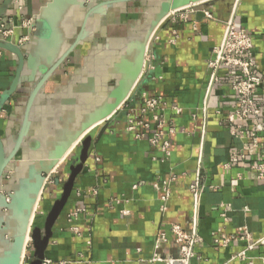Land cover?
<instances>
[{
    "label": "crops",
    "instance_id": "0c3cea01",
    "mask_svg": "<svg viewBox=\"0 0 264 264\" xmlns=\"http://www.w3.org/2000/svg\"><path fill=\"white\" fill-rule=\"evenodd\" d=\"M84 1L0 0V20L10 19L13 28L10 41L35 61L34 70L24 69L17 92L3 100L1 94L14 77L16 61L0 50V137L7 147L17 136L28 92L46 70L47 59L54 62L79 32L87 8ZM86 1L93 6L105 0ZM182 1L115 3L105 15L94 14L87 22L85 38L39 92L31 128L0 182V190L29 196L39 172L52 168L55 158L64 155L44 186L30 228L42 226L78 156L80 141L91 137L88 159L53 226L44 260L52 264H181L168 261L178 256L170 229L191 226L189 187L195 182L200 156L197 234L201 241L189 264H247L231 259L246 248L239 236L244 231L253 240L264 236V180L252 169L264 163V146L259 134L247 139L232 135L236 124L228 122L237 108L231 90L235 71L223 69V78L205 99L207 63L231 14L236 27L251 37L258 74L264 79V0H214L195 7L186 21L175 16L166 19L149 40V70L136 83L128 103L130 115L148 128L127 130L124 112L99 122L114 101L111 93L129 88L130 73L159 20L160 4ZM32 18L35 26L28 42L27 21ZM142 95L161 97L165 104L158 113L164 121L168 154L162 151V142H149L157 125L151 113H140ZM257 98L264 108V91H258ZM173 107L180 113H174ZM252 126L242 124L245 130ZM137 134L143 137L138 139ZM165 191L169 195L163 201ZM221 206L226 209L225 219ZM3 207L0 198V251L20 238L27 224L23 212L5 214ZM161 234L165 241L157 245ZM217 234L235 240L227 246L216 244ZM25 256H31V247ZM155 256L164 261L152 262ZM247 256L260 264L264 240Z\"/></svg>",
    "mask_w": 264,
    "mask_h": 264
},
{
    "label": "built area",
    "instance_id": "2783aa9c",
    "mask_svg": "<svg viewBox=\"0 0 264 264\" xmlns=\"http://www.w3.org/2000/svg\"><path fill=\"white\" fill-rule=\"evenodd\" d=\"M190 6L178 11L171 12L166 19L170 17H177L179 20L186 21L188 13H194V8L197 7ZM205 16L209 17L208 13L203 12ZM165 19V20H166ZM164 20V21H165ZM163 21V22H164ZM162 22V23H163ZM30 24V20L27 21V27ZM13 35V28L10 26V19L0 20V39L10 40ZM154 37V34L152 35ZM25 38L19 40V44L23 43ZM172 42V40H171ZM151 60L150 52L148 51V46L144 57V67L143 73L149 70V62ZM207 69L209 71V79L206 88L205 99L208 98L211 88L223 78L221 71L223 69H232L235 71V81L231 85V90L233 95L237 99V108L228 116V122L230 124H236V129L231 131V134L240 138L247 139V137H252L255 134H259L262 144L264 146V108L257 98L258 91H264V79L258 74V67L255 63L254 53H253V42L251 37L242 29H238L235 25L234 15L231 16L224 22V28L221 40L212 51V57L207 63ZM138 79V80H139ZM131 95V94H130ZM142 108L140 113L142 115L146 113H151L153 120L156 122V132L149 139L152 145L161 143V149L165 154H168L169 144L167 141L163 140L165 137L164 121L159 115L158 111H163L165 104L161 97H146L142 95ZM130 96L121 104L118 108L116 114L119 112H124L127 116V130L135 131L139 127L148 128V124L142 120L136 119L133 113L130 115L129 103ZM171 110L179 114L180 109L173 107ZM253 123L252 128L245 130L242 127L244 123ZM170 132V131H169ZM143 135L137 134L136 138L141 139ZM201 156L197 160V167L195 169V182L189 187L193 199V214L191 217V226L189 229H183L178 225H173L170 229V233L173 237V241L178 249V256L173 259H168V261H176L181 264H189L190 260L194 257V248L200 243V238L197 234V212L199 206V195H200V178H201ZM227 167V165H226ZM252 169L257 172L258 179L264 180V163L257 164L252 167ZM50 175L46 176L45 184L48 182ZM44 184V186H45ZM168 192L165 191L162 197L163 201L168 199ZM221 217L225 219L226 209L221 206ZM240 240L246 242V248L237 254H235L231 259L246 261L247 264H255L248 256L247 253L252 251L257 245H259L263 240L264 236L260 239L253 240L249 233L244 231ZM30 239L28 238V241ZM235 240L233 237H226L222 234H217L214 238V243H221L223 246H227L231 241ZM165 241V236L163 234L159 235L157 239V245ZM31 246V241H30ZM29 246V247H30ZM25 252V251H24ZM31 259V256L26 258L25 253L22 258L21 264H27ZM164 261L158 256L152 259V262ZM42 264H52L49 260H43ZM62 264V263H58ZM260 264H264V259H261Z\"/></svg>",
    "mask_w": 264,
    "mask_h": 264
},
{
    "label": "water",
    "instance_id": "95a60500",
    "mask_svg": "<svg viewBox=\"0 0 264 264\" xmlns=\"http://www.w3.org/2000/svg\"><path fill=\"white\" fill-rule=\"evenodd\" d=\"M130 1L136 0H105L93 6L90 5L88 1H84L87 5L86 12L81 22L79 32L75 36L73 42L67 46V48L60 54V56L54 62H51V60L47 59L48 66L46 70L39 75V77L36 79L35 83L31 86L28 92V96L24 104L20 126L14 142L11 144L10 147H7L0 137V182L3 179L4 173L10 166V163L14 160L17 152L23 145L24 140L27 137V134L31 128V112L39 92L43 88L46 81L51 77V75H53V73L59 68V66L68 57V55L73 51L76 45L85 38L87 33L86 26L89 18L94 14L105 15L107 7L115 3H126ZM212 1L214 0H183L181 3L178 4H170L168 2H163L160 4L161 14L159 20L154 24L151 33L146 38L136 67L135 69H132L130 73L131 80L129 88L125 92L115 90L111 93V96L114 98V101L103 110L99 122H104L105 120H108L112 116H114L121 104L124 103V101L132 93L143 71L144 57L149 40L153 32L161 25V23L166 19V17H168L171 12L178 11L190 6L205 5ZM196 13H201V15H203V11H197ZM34 26V19L32 18L30 20L29 26L26 28L29 33L28 42L31 39L30 34ZM0 50L12 54L16 61L14 77L8 89L1 94V99L5 100L9 99L19 89L23 80V73L26 66L34 70L35 61L31 55H26L20 46L16 45L10 40L0 39ZM90 145V136H85L80 141L78 156L74 161L71 162L68 169V175L61 186V193L59 197L54 200L49 210L46 212L41 227L30 228L32 225L36 207L43 192L45 178L51 172L54 171V168L63 159V154L55 158L52 168L39 172L38 178L35 181L37 182L36 188H34V190L30 193L29 196H26L25 193L23 194L21 191L16 192V190L7 189L0 190V198L4 206L2 209L3 213L6 214L8 212H11L12 210L18 213L23 212L27 220L26 229L23 235L20 236V238H14L13 244H9L7 242L6 248L0 251V264H21L24 255L23 253L25 251V244L28 238L31 241V259L28 261L27 264H42V261L45 258V252L52 237L53 226L61 215L72 193L74 182L77 176L83 170V167L88 159ZM55 182L56 184H58V180H56Z\"/></svg>",
    "mask_w": 264,
    "mask_h": 264
},
{
    "label": "rangeland",
    "instance_id": "374dc122",
    "mask_svg": "<svg viewBox=\"0 0 264 264\" xmlns=\"http://www.w3.org/2000/svg\"><path fill=\"white\" fill-rule=\"evenodd\" d=\"M54 173H55V171L51 172L49 175H53ZM43 190H44V188H43ZM38 204H39V202H38ZM36 209H37V207H36ZM29 246H30V240L28 241V239H27L26 248H25V254L27 253V251L31 247V246L30 247Z\"/></svg>",
    "mask_w": 264,
    "mask_h": 264
}]
</instances>
